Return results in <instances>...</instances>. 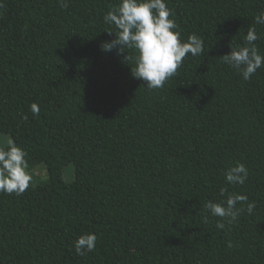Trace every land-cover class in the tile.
Segmentation results:
<instances>
[{
    "label": "trees",
    "instance_id": "1",
    "mask_svg": "<svg viewBox=\"0 0 264 264\" xmlns=\"http://www.w3.org/2000/svg\"><path fill=\"white\" fill-rule=\"evenodd\" d=\"M118 3L0 0V147L23 148L33 177L0 193V264H264V67L245 81L221 59L264 0H166L204 52L154 90L132 50H101ZM237 162L248 178L230 185ZM235 193L256 206L217 229L204 205ZM83 233L97 242L80 256Z\"/></svg>",
    "mask_w": 264,
    "mask_h": 264
},
{
    "label": "clouds",
    "instance_id": "2",
    "mask_svg": "<svg viewBox=\"0 0 264 264\" xmlns=\"http://www.w3.org/2000/svg\"><path fill=\"white\" fill-rule=\"evenodd\" d=\"M69 0H58L61 8L68 7ZM173 13L166 0H119L103 16V21L110 28L109 34L114 38L101 44L102 51L124 53L130 49L133 55L127 58L133 61L131 75L144 81L147 89H161L167 80L173 77L183 63L184 58L191 54L195 57L204 52L203 41L197 35H190L181 41L178 25L172 18ZM254 25L250 26L244 36L243 45H230V52L221 56L223 63L239 72L247 81L264 67V54L256 45L260 38L255 25H264V11L254 17ZM33 115L38 116V105H31ZM26 151L9 140L6 147H0V193L22 195L28 190L33 177L28 171ZM225 181L230 185H243L248 178V169L243 163L237 162L223 173ZM227 190L220 189L223 196ZM238 203L245 207H237ZM255 201H249L242 193L229 194L226 202L207 201L204 207L216 221L217 229L236 222L242 211L252 213ZM207 219V218H206ZM95 233H83L73 242L75 253L84 256L96 248ZM233 247L231 241L227 245Z\"/></svg>",
    "mask_w": 264,
    "mask_h": 264
},
{
    "label": "rangeland",
    "instance_id": "3",
    "mask_svg": "<svg viewBox=\"0 0 264 264\" xmlns=\"http://www.w3.org/2000/svg\"><path fill=\"white\" fill-rule=\"evenodd\" d=\"M5 139L8 140L9 138H5ZM4 145H5V144H4ZM4 145H3V146H4ZM64 175H65V174H64ZM66 177H67V176H65V178H66Z\"/></svg>",
    "mask_w": 264,
    "mask_h": 264
}]
</instances>
